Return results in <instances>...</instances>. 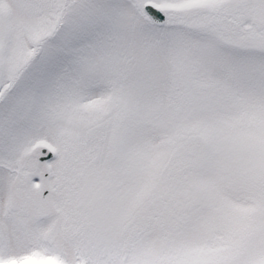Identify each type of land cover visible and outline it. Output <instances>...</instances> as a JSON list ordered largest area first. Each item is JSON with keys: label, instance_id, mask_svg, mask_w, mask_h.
Listing matches in <instances>:
<instances>
[{"label": "snow or ice", "instance_id": "1", "mask_svg": "<svg viewBox=\"0 0 264 264\" xmlns=\"http://www.w3.org/2000/svg\"><path fill=\"white\" fill-rule=\"evenodd\" d=\"M0 264H264V0H0Z\"/></svg>", "mask_w": 264, "mask_h": 264}]
</instances>
